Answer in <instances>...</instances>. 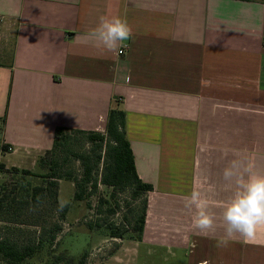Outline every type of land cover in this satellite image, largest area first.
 <instances>
[{"label":"crops","instance_id":"crops-1","mask_svg":"<svg viewBox=\"0 0 264 264\" xmlns=\"http://www.w3.org/2000/svg\"><path fill=\"white\" fill-rule=\"evenodd\" d=\"M104 15L132 28L115 52L77 39ZM0 18L17 22L0 65L12 166L35 164L58 128L104 134L119 100L153 191L143 239L121 240L118 264H264V226L218 248L223 229L199 234L184 207L199 190L219 218L234 158L264 173V0H0Z\"/></svg>","mask_w":264,"mask_h":264},{"label":"trees","instance_id":"trees-1","mask_svg":"<svg viewBox=\"0 0 264 264\" xmlns=\"http://www.w3.org/2000/svg\"><path fill=\"white\" fill-rule=\"evenodd\" d=\"M5 125V117L0 118L1 133ZM72 135L85 137L91 148L86 152L75 150ZM2 150L7 152L9 146L4 144ZM71 161L80 164L79 176L68 166ZM37 165L43 173L17 167L7 171L12 177L9 182L0 183V223L33 226L44 231L43 217L46 210L54 208L61 210V219L66 220L71 204L59 203L60 181L66 179L74 184V201L85 202L88 210H92L91 198L98 194L101 185L112 189L111 199L117 194L128 192L133 201L142 200L140 212L132 210L133 221L127 216L124 217L131 226L130 229L125 230L124 226L117 227L115 224L108 228L111 238L142 241L149 204L148 195L153 187L142 181L137 173L134 153L126 134V114L120 108L119 100L113 102L104 134L58 128L52 149L38 159ZM5 168L4 164L0 165L1 172ZM35 179L42 182L34 184ZM103 204L104 200L100 198L98 214L103 212ZM127 206L130 207V204ZM109 213L115 214L116 209L110 208ZM86 225L90 229H94V226L101 227L93 222ZM61 232L62 228L56 225L48 240L50 248L54 246ZM129 234L131 236L127 237ZM46 237V233L41 231L31 242L21 243L0 232V262L26 263L42 250ZM88 257L89 254L84 253L77 264H85ZM68 262L75 264L73 259Z\"/></svg>","mask_w":264,"mask_h":264},{"label":"rangeland","instance_id":"rangeland-1","mask_svg":"<svg viewBox=\"0 0 264 264\" xmlns=\"http://www.w3.org/2000/svg\"><path fill=\"white\" fill-rule=\"evenodd\" d=\"M17 22L0 18V65L11 62L15 40H16ZM72 143L75 150L86 152L91 148V144L85 137L72 135ZM2 133L0 132V165H5V171L0 170V183L9 182L12 174L7 173L15 161L8 156L11 152L2 150L3 147ZM35 164L22 165L19 169L31 170L35 173H43ZM76 173V176L81 174L80 164L71 161L68 165ZM41 180H33L34 184H40ZM112 189L100 186L98 194L91 198L92 210H88L85 202H75V188L72 181L63 179L60 181L59 203L71 204V209L66 220L61 219V210L56 208L47 209L44 215V231L41 228L24 225H13L0 223V232L4 235H10L15 240L21 243H29L34 240L40 232H45L47 237L46 243L42 250L32 259L24 264H69L68 260L73 259L75 264L84 253H88L89 257L85 264H118L122 261L119 250L121 246L120 239H114L110 236V225L115 224L117 227L124 226L125 230L131 228L128 222L124 220L127 216L133 221L132 210H141L142 200L133 201L130 198V193L117 194L114 199H111ZM104 200L102 206L103 212L98 214L97 207L99 199ZM130 204V207L127 204ZM119 205V206H116ZM115 208L116 213L110 214L109 209ZM129 208V209H128ZM93 222L94 225H101L90 229L86 224ZM60 226L62 232L58 234L57 240L52 248H50L48 240L52 235L55 226ZM131 234L127 235L130 237ZM124 240H128L124 239ZM0 264H5L0 262Z\"/></svg>","mask_w":264,"mask_h":264},{"label":"clouds","instance_id":"clouds-1","mask_svg":"<svg viewBox=\"0 0 264 264\" xmlns=\"http://www.w3.org/2000/svg\"><path fill=\"white\" fill-rule=\"evenodd\" d=\"M132 35L126 19L104 15L89 36L77 39L82 43L91 41L97 47L115 52ZM221 179L232 191L219 218L215 212L209 211L199 190H193L184 197V207L195 209L192 227L199 234L207 236L222 228L223 235L216 240L215 246L226 248L237 238H255L258 226H264V173L254 171L245 160L234 158L222 169Z\"/></svg>","mask_w":264,"mask_h":264},{"label":"built area","instance_id":"built-area-1","mask_svg":"<svg viewBox=\"0 0 264 264\" xmlns=\"http://www.w3.org/2000/svg\"><path fill=\"white\" fill-rule=\"evenodd\" d=\"M120 54H124V51H123V50H121V51H120Z\"/></svg>","mask_w":264,"mask_h":264}]
</instances>
